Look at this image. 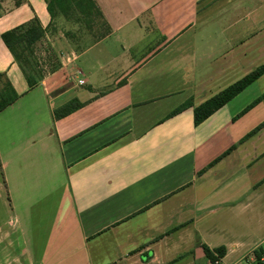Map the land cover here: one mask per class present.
I'll list each match as a JSON object with an SVG mask.
<instances>
[{
  "label": "crops",
  "instance_id": "crops-1",
  "mask_svg": "<svg viewBox=\"0 0 264 264\" xmlns=\"http://www.w3.org/2000/svg\"><path fill=\"white\" fill-rule=\"evenodd\" d=\"M94 1L110 34L63 38L60 68L31 91L1 35L35 17L47 29L45 0H21L20 14L0 17V74L11 83L20 76L12 85L24 87L0 115L29 105L38 122L49 119L12 156L21 162L16 180L37 159V186L47 181L50 196L63 189L62 215L79 240L70 248L83 264H208L205 248L214 257L224 249L221 264H264V99L243 114L264 95L258 88L248 96L264 77L197 128L193 109L168 118L260 67L262 16L254 38H212L204 29L253 0ZM72 101L82 108L56 121L54 111ZM10 166L0 157V184L12 201Z\"/></svg>",
  "mask_w": 264,
  "mask_h": 264
},
{
  "label": "rangeland",
  "instance_id": "rangeland-1",
  "mask_svg": "<svg viewBox=\"0 0 264 264\" xmlns=\"http://www.w3.org/2000/svg\"><path fill=\"white\" fill-rule=\"evenodd\" d=\"M252 2L254 6L252 4L244 5L238 11H232L228 19L216 18L204 29H208L207 31L210 34L213 33L212 38H254L253 23L257 21L258 17L262 16L264 19V8H260L256 13L251 12L258 5L259 0H253ZM262 2L264 4V0ZM0 3L1 6L2 3H5V7H2L1 17L4 13H7V15L14 18L21 13H16V9L22 5H20L21 0H0ZM227 25H233L231 26L232 30L223 33ZM256 25L258 27L257 23ZM262 26L264 29V24ZM47 29L46 38H50V43L44 44L42 42L37 47L40 70H44L46 76L51 71L48 65L49 60L51 59L53 62L57 60L58 62L65 51L66 46L62 43L64 42L63 38H100L104 33L102 22L99 20L94 23L93 29L89 30L85 24H75L59 18L56 22L50 24ZM261 35L264 38V31ZM53 38H59L61 42ZM88 44V42L83 43L82 46ZM78 49L81 48L78 47ZM257 58L258 55H252L250 59L258 61ZM262 65H264V59L259 64V66ZM6 78L9 80L8 77ZM6 78L2 79L0 89ZM19 81L20 76L12 77V83L16 84ZM258 88L264 89V78L257 89H252L253 91H250L248 96L250 98L254 97L255 90H258ZM23 91L24 87L22 86L19 87L17 92L22 93ZM34 116L35 110L29 105L18 113L10 109L0 115V157L11 163L10 169L12 172H9V175H11L12 182H15L14 185L18 187L16 191V187L12 184L14 194L11 198L12 201H9L4 187L0 184V264H37L30 260L31 255L35 258L49 257L53 263L55 256H66L67 252L74 254V257L69 259L67 264H83L82 252L75 255L70 248L79 240L75 228L70 226L69 218L67 217L65 221L62 215L63 205L60 200L62 199L63 189L50 196L48 192L52 186L47 181L37 186V184H41L35 178V170L38 169L36 163L39 162L37 159L27 164L22 160L25 163L23 167H28L22 169L16 180L14 167L16 170L21 169V162L17 161L16 163L14 161L13 163L14 157L12 156L16 151L25 148L31 134L37 133L43 126L48 124L49 119L47 117L42 116L41 121L38 122ZM68 231L73 232L74 235L70 237ZM63 262L66 264V259Z\"/></svg>",
  "mask_w": 264,
  "mask_h": 264
},
{
  "label": "trees",
  "instance_id": "trees-1",
  "mask_svg": "<svg viewBox=\"0 0 264 264\" xmlns=\"http://www.w3.org/2000/svg\"><path fill=\"white\" fill-rule=\"evenodd\" d=\"M45 3L47 5V11L51 17V24L56 22L57 19L63 18L66 21L75 24H85L89 30H92L94 23L99 20L102 22L104 29V33L100 38H104L110 34V28L94 0H45ZM1 13L2 6L0 3V17ZM47 34L48 29H44L39 19L35 17L31 21L1 35V40L4 46L12 55L15 64L21 70L25 78L28 91L35 89L46 77L45 71L42 69L40 70L39 59L37 57V47L38 44L46 39ZM49 65L51 68L50 73H54L60 68L58 63L55 61L53 62L51 59L49 60ZM6 77L5 74H0V84L3 82L2 79ZM262 77H264V65L258 67L255 71L248 74L237 83L197 107H194L192 100L184 103L182 106L174 110L168 118L175 117L188 109H193L194 126L197 128L218 111L227 106L241 93L257 83ZM19 98L20 95L14 89L12 83L6 78L0 89V113L12 106L17 100H19ZM262 99H264V95L250 105L243 114L258 105ZM81 108L82 104L77 101H72L56 109L54 111V118L56 121L62 120ZM261 127L254 131L252 135L257 133ZM216 253L219 258L225 256V250L222 248L216 250ZM205 254L212 262L216 260L213 253L207 248H205Z\"/></svg>",
  "mask_w": 264,
  "mask_h": 264
},
{
  "label": "built area",
  "instance_id": "built-area-1",
  "mask_svg": "<svg viewBox=\"0 0 264 264\" xmlns=\"http://www.w3.org/2000/svg\"><path fill=\"white\" fill-rule=\"evenodd\" d=\"M216 260L214 262H209L208 264H221V260L219 258V256H215Z\"/></svg>",
  "mask_w": 264,
  "mask_h": 264
}]
</instances>
